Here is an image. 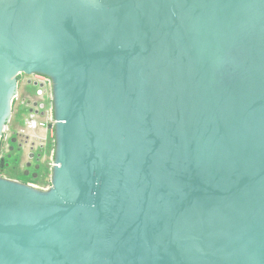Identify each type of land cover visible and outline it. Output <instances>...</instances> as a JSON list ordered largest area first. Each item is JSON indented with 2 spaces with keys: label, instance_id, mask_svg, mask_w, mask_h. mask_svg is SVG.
Here are the masks:
<instances>
[{
  "label": "water",
  "instance_id": "obj_1",
  "mask_svg": "<svg viewBox=\"0 0 264 264\" xmlns=\"http://www.w3.org/2000/svg\"><path fill=\"white\" fill-rule=\"evenodd\" d=\"M22 74L53 165L0 177V264H264V0H0V141Z\"/></svg>",
  "mask_w": 264,
  "mask_h": 264
},
{
  "label": "rangeland",
  "instance_id": "obj_2",
  "mask_svg": "<svg viewBox=\"0 0 264 264\" xmlns=\"http://www.w3.org/2000/svg\"><path fill=\"white\" fill-rule=\"evenodd\" d=\"M28 81L33 84L34 77L28 75H20L17 83V94L12 104V114L9 123L4 131L3 144L0 146V156L7 153L18 154V161L13 166L11 171L14 173V178L10 173H0V177L18 180L23 183L30 184L38 189H45L50 185L51 169L53 165V150H54V127L53 120L45 119V126L26 130L24 121L30 114V109L33 103L40 99L35 89L29 88ZM47 92V91H46ZM48 93V92H47ZM47 101L49 95L42 97ZM46 108L49 107L48 103ZM26 108L27 111L22 112L21 108ZM22 120L23 123H20ZM25 131L22 132L21 130ZM19 151H14L13 143ZM17 178V179H15ZM26 180V181H25Z\"/></svg>",
  "mask_w": 264,
  "mask_h": 264
},
{
  "label": "built area",
  "instance_id": "obj_3",
  "mask_svg": "<svg viewBox=\"0 0 264 264\" xmlns=\"http://www.w3.org/2000/svg\"><path fill=\"white\" fill-rule=\"evenodd\" d=\"M30 76L34 77L33 83H36L35 86L37 88L36 93L40 96V99L37 102L33 103V107L30 111L29 117L26 121H24L25 128L28 131L32 129L44 127L46 123L41 119L42 118L45 119V116H47L49 120H53V122H55L53 118L52 91H51L50 78L43 74H34ZM45 95H49L47 101H44V99L42 98ZM45 102L48 103L49 105L48 108H46L47 104H45ZM21 131L24 132L25 130L22 129Z\"/></svg>",
  "mask_w": 264,
  "mask_h": 264
},
{
  "label": "trees",
  "instance_id": "obj_4",
  "mask_svg": "<svg viewBox=\"0 0 264 264\" xmlns=\"http://www.w3.org/2000/svg\"><path fill=\"white\" fill-rule=\"evenodd\" d=\"M20 78V75L18 76V78L17 79H19ZM29 88H31V86L29 87ZM31 89H35V87H32ZM22 112H25V111H27V109L26 108H21L20 109ZM20 121V123H23L22 122V120H19ZM2 144H3V137H2V139H1V141H0V146H2ZM13 146V148H14V151H19L16 147H15V144H13L12 145ZM16 151V152H17ZM18 161V154H11V153H7V154H5V155H3V156H0V173H10L11 175H12V177L14 178V173L11 171V169L13 168V166L16 164V162ZM13 165V166H12ZM10 167H11V169H10ZM15 179H17V178H15ZM26 181V180H25ZM26 183V182H25Z\"/></svg>",
  "mask_w": 264,
  "mask_h": 264
},
{
  "label": "flooded vegetation",
  "instance_id": "obj_5",
  "mask_svg": "<svg viewBox=\"0 0 264 264\" xmlns=\"http://www.w3.org/2000/svg\"><path fill=\"white\" fill-rule=\"evenodd\" d=\"M28 85L31 86V88L34 87L32 84H28ZM13 144H14V143H13Z\"/></svg>",
  "mask_w": 264,
  "mask_h": 264
}]
</instances>
